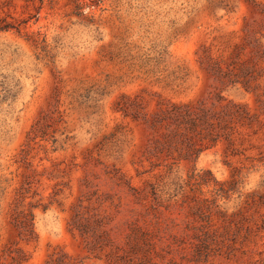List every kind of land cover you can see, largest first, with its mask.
<instances>
[{
    "label": "rangeland",
    "instance_id": "rangeland-1",
    "mask_svg": "<svg viewBox=\"0 0 264 264\" xmlns=\"http://www.w3.org/2000/svg\"><path fill=\"white\" fill-rule=\"evenodd\" d=\"M0 264H264V0H0Z\"/></svg>",
    "mask_w": 264,
    "mask_h": 264
}]
</instances>
